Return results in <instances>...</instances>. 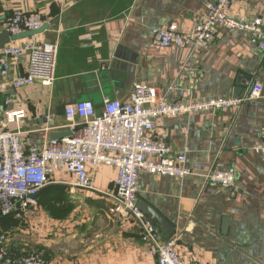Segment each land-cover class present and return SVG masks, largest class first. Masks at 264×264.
Returning a JSON list of instances; mask_svg holds the SVG:
<instances>
[{"label": "crops", "instance_id": "obj_1", "mask_svg": "<svg viewBox=\"0 0 264 264\" xmlns=\"http://www.w3.org/2000/svg\"><path fill=\"white\" fill-rule=\"evenodd\" d=\"M211 1L0 0L1 15L14 8L41 12L50 24L38 39L59 42L54 85L8 90L10 107L26 110V142L41 144L67 131V103L90 99L100 108L106 96L126 102L137 82L169 101L243 96L255 81L264 87V53L250 33L220 25L208 48L195 46L196 27ZM231 6L235 14L264 19V0H233ZM173 23L190 37L188 44L155 48L154 28ZM28 64L27 53L11 60L10 73L0 81L25 73ZM5 96L0 94V104ZM153 130L154 140L173 154L188 148L186 165L195 172L178 179L143 171L137 184L139 203L173 226L170 237H179L185 263L264 264V154L254 149L264 135V92L239 106L157 118ZM216 162L236 168L232 188L205 181ZM88 167L97 190L55 173L49 186H65L68 196L56 216L43 203L22 218L13 213L0 219L10 250L39 251L48 264H158L135 221L108 215L112 200L106 192L114 190L117 169ZM155 225L169 238L162 224Z\"/></svg>", "mask_w": 264, "mask_h": 264}, {"label": "built area", "instance_id": "obj_2", "mask_svg": "<svg viewBox=\"0 0 264 264\" xmlns=\"http://www.w3.org/2000/svg\"><path fill=\"white\" fill-rule=\"evenodd\" d=\"M233 0H212L208 12L195 31L194 42L198 49H206L219 36L218 26L250 33L251 39L264 53V19H250L232 10ZM0 32L10 37L25 31L40 30L50 21L39 11L14 8L1 15ZM48 28V27H47ZM46 28V29H47ZM45 29V30H46ZM11 39L0 53V75L10 73L11 60L29 55L28 69L11 80L0 81V94L6 96L0 104V219L10 214L24 217L30 207L39 205L36 195L42 188L54 182L56 172L70 174L75 185L86 190H97L89 165L99 168L109 165L117 169L108 215L118 220H133L139 235L157 258L158 264H186L177 249L178 236L164 238L160 229L141 208L137 184L140 173L185 179L195 172L186 165L188 148L181 154H173L170 146L152 136L156 119L163 116L194 114L208 110H220L242 105L263 95V85L255 81L243 96L210 99L169 101L157 98L152 86L137 82L128 101L105 97L102 107H96L90 99H79L65 106L67 130L71 135L51 138L41 144H28L21 122L27 118L22 107H10L13 100L10 88H23L41 82L52 86L56 80L59 42L38 39V35ZM153 45L157 49L168 46H186L190 39L173 23L154 28ZM50 120L53 114L47 116ZM16 125L15 129L10 126ZM264 154V135L254 145ZM238 178L233 166L216 162L204 174L208 183L232 188ZM0 264H48L39 251L25 254L13 253L5 234L0 235Z\"/></svg>", "mask_w": 264, "mask_h": 264}, {"label": "water", "instance_id": "obj_3", "mask_svg": "<svg viewBox=\"0 0 264 264\" xmlns=\"http://www.w3.org/2000/svg\"><path fill=\"white\" fill-rule=\"evenodd\" d=\"M47 27H48V25H45L40 30L25 31V32H22L20 34L13 35L12 37H10V35L7 32H0V49H3L5 47V45L11 41V39H19V38H23V37L34 35L36 33L44 31ZM3 55L4 54L0 53V58H2ZM70 103H72V102H70ZM67 104H69V103H67ZM66 135H71V131H69V130H67V131H57V132L52 134L51 138L52 139L53 138H61V137H64ZM38 194L36 195V197L38 196ZM140 205H141V203H140ZM141 208L145 212H147L148 214L151 215L150 219H151V221L154 224L159 222L160 224H162V226H164L167 229L166 230L167 237L171 236V234L173 233L174 228H173V226H170V224L168 223L167 220H165L154 208L148 206L147 204H142Z\"/></svg>", "mask_w": 264, "mask_h": 264}, {"label": "trees", "instance_id": "obj_4", "mask_svg": "<svg viewBox=\"0 0 264 264\" xmlns=\"http://www.w3.org/2000/svg\"><path fill=\"white\" fill-rule=\"evenodd\" d=\"M65 186L56 184V185H47L41 189L37 199L38 203H44V206L52 216H56V210H65L67 205V192L65 191ZM46 200V201H44Z\"/></svg>", "mask_w": 264, "mask_h": 264}]
</instances>
